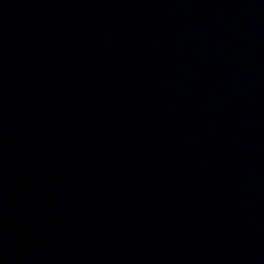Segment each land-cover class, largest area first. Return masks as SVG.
I'll return each mask as SVG.
<instances>
[{"label": "water", "instance_id": "95a60500", "mask_svg": "<svg viewBox=\"0 0 264 264\" xmlns=\"http://www.w3.org/2000/svg\"><path fill=\"white\" fill-rule=\"evenodd\" d=\"M0 264H264V0H0Z\"/></svg>", "mask_w": 264, "mask_h": 264}]
</instances>
